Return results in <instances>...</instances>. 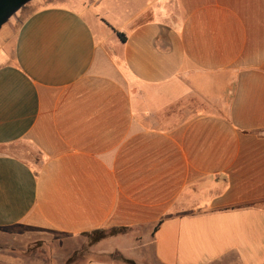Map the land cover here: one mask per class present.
Returning a JSON list of instances; mask_svg holds the SVG:
<instances>
[{"label":"crops","instance_id":"obj_1","mask_svg":"<svg viewBox=\"0 0 264 264\" xmlns=\"http://www.w3.org/2000/svg\"><path fill=\"white\" fill-rule=\"evenodd\" d=\"M67 1L0 43V244L264 264V0Z\"/></svg>","mask_w":264,"mask_h":264},{"label":"rangeland","instance_id":"obj_2","mask_svg":"<svg viewBox=\"0 0 264 264\" xmlns=\"http://www.w3.org/2000/svg\"><path fill=\"white\" fill-rule=\"evenodd\" d=\"M47 3L67 5L68 1H28L10 15L7 22L1 26L0 43L13 36L18 25L30 11L45 6ZM7 49H10V45ZM5 149L30 161L36 158L30 147L24 143L12 144ZM8 239L9 245L0 244V250L3 251L0 253V264H82L90 259H111L110 256L94 251V246L98 242L94 243L90 235L69 237L49 233L44 240H29L28 237L23 239V236L18 235Z\"/></svg>","mask_w":264,"mask_h":264},{"label":"trees","instance_id":"obj_3","mask_svg":"<svg viewBox=\"0 0 264 264\" xmlns=\"http://www.w3.org/2000/svg\"><path fill=\"white\" fill-rule=\"evenodd\" d=\"M122 39H124V36L122 34H118ZM124 229H119V228H112L109 230H95L90 233H84L82 235H90L92 236V240L94 243H97L101 240H103L106 237L116 235L118 233H122ZM110 258L113 260H117L122 264H136L134 261L130 259H126L122 257L121 255L114 253L110 255Z\"/></svg>","mask_w":264,"mask_h":264},{"label":"water","instance_id":"obj_4","mask_svg":"<svg viewBox=\"0 0 264 264\" xmlns=\"http://www.w3.org/2000/svg\"><path fill=\"white\" fill-rule=\"evenodd\" d=\"M30 0H0V28L10 15Z\"/></svg>","mask_w":264,"mask_h":264}]
</instances>
